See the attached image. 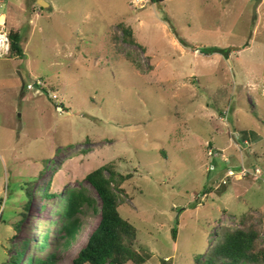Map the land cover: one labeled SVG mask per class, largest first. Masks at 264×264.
Instances as JSON below:
<instances>
[{
	"label": "rangeland",
	"instance_id": "1",
	"mask_svg": "<svg viewBox=\"0 0 264 264\" xmlns=\"http://www.w3.org/2000/svg\"><path fill=\"white\" fill-rule=\"evenodd\" d=\"M46 1L4 9L24 55L0 58V264L26 240L21 264H71L101 215L85 207L65 251V198L96 195L86 176L107 163L132 175L120 212L144 264H195L245 213L264 246V0Z\"/></svg>",
	"mask_w": 264,
	"mask_h": 264
},
{
	"label": "trees",
	"instance_id": "2",
	"mask_svg": "<svg viewBox=\"0 0 264 264\" xmlns=\"http://www.w3.org/2000/svg\"><path fill=\"white\" fill-rule=\"evenodd\" d=\"M118 27L122 31L123 40L130 44H137L132 26L122 22L118 24ZM10 36L11 56L23 57L21 32L11 30ZM127 54L128 59L139 70H144L142 59L138 54L133 55L130 52ZM36 85L46 90L41 85ZM131 177V174L118 172L114 163H107L86 176L96 195H93L87 187L70 190L65 198L61 213L63 223L59 229L65 251L72 249L83 232L81 214L84 208L89 207L101 215L86 245L78 251L71 264H144L150 258L149 252H141L136 246L139 235L137 226L120 212L118 193H126L122 185ZM29 202L25 206L26 209L29 208ZM23 215L25 218L26 214L23 213ZM22 222L23 220L16 225L18 230ZM240 222L239 227H222L219 237L207 253L195 257V264H264V246L259 244L261 232L258 221L256 222L251 214L245 213L240 217ZM172 236L177 237L176 229H172ZM28 246L29 241L26 240L17 253L10 258L9 263L21 264ZM48 246L49 233L45 232L38 247L41 252H46ZM204 255H206L205 258ZM26 264H57V255L53 253L45 258L38 257L35 260L31 258Z\"/></svg>",
	"mask_w": 264,
	"mask_h": 264
},
{
	"label": "built area",
	"instance_id": "3",
	"mask_svg": "<svg viewBox=\"0 0 264 264\" xmlns=\"http://www.w3.org/2000/svg\"><path fill=\"white\" fill-rule=\"evenodd\" d=\"M8 1L9 0H0V58L10 55L12 48L10 31L6 27V17H3L4 9ZM40 83L36 81V84ZM28 88H33V85L28 84Z\"/></svg>",
	"mask_w": 264,
	"mask_h": 264
},
{
	"label": "water",
	"instance_id": "4",
	"mask_svg": "<svg viewBox=\"0 0 264 264\" xmlns=\"http://www.w3.org/2000/svg\"><path fill=\"white\" fill-rule=\"evenodd\" d=\"M38 4L41 6V7H43V8H45V7H49L50 6V3L48 2V1H46V0H38ZM22 77V76H21ZM25 83H24V81H23V85H24Z\"/></svg>",
	"mask_w": 264,
	"mask_h": 264
},
{
	"label": "clouds",
	"instance_id": "5",
	"mask_svg": "<svg viewBox=\"0 0 264 264\" xmlns=\"http://www.w3.org/2000/svg\"><path fill=\"white\" fill-rule=\"evenodd\" d=\"M28 86V85H27Z\"/></svg>",
	"mask_w": 264,
	"mask_h": 264
}]
</instances>
